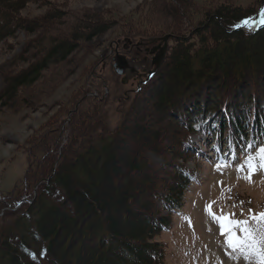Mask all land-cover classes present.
Wrapping results in <instances>:
<instances>
[{
    "label": "rangeland",
    "instance_id": "obj_1",
    "mask_svg": "<svg viewBox=\"0 0 264 264\" xmlns=\"http://www.w3.org/2000/svg\"><path fill=\"white\" fill-rule=\"evenodd\" d=\"M262 1L39 0L28 4L18 15L28 25L21 26L0 43V199L20 187L28 166H39L38 172L46 176L45 167L51 162L50 148L56 147L62 153L71 148V153L68 151L66 160L61 162L71 164L84 145L86 149L99 141L114 140L113 165L117 171L109 169V184H100L107 191L110 188L115 192L129 191L132 200L136 199L140 205L141 198L150 197L145 190L149 179L156 184L168 178V171L160 173L158 165L175 159L174 163L195 171L194 183L188 189L182 210L173 216L171 229L156 238L165 245L164 264H256L255 258L247 261L242 256L230 258L238 254L225 247L217 225L205 214V205L215 202L213 211L219 212L224 207L226 211H234L239 219L244 218L240 216L241 201L244 216L248 215L249 208L253 213L264 212V170L257 169L251 175V183L237 179L234 165L217 171V157L210 152L208 141L200 142L199 138H193L190 143L196 145H190L195 159L178 157L175 139L178 126L158 106L156 96L162 84L174 78L175 53L182 42L183 55L191 59L202 49L214 47L213 27L204 25L209 18L206 12L212 14L226 7L243 16ZM55 10L60 19L50 23ZM92 15L104 20L103 33L82 43L65 62L51 65L35 84L19 89L15 97L5 95V83L40 59L37 47L42 41L57 37L58 30L69 31L77 17ZM249 20L248 26L237 28L248 36L264 25L262 9L257 17ZM33 22L37 26L33 27ZM101 24L102 21H94L91 25L98 28ZM168 35V49L158 75L152 76L148 85L135 94L130 91L131 87L121 84L112 63L102 57L111 44L129 45V40L134 47L141 41ZM227 43L234 52L250 53L254 48L244 40ZM263 53L264 43L258 42L251 54ZM229 78L236 81L234 75ZM245 155L236 158L235 164ZM138 159L152 168L151 171L141 173ZM218 181H223V185ZM233 204L237 205L234 209ZM115 214L111 212L112 216ZM135 214L134 209L132 215ZM16 218V215L0 217V230L9 228ZM185 218H190L191 225Z\"/></svg>",
    "mask_w": 264,
    "mask_h": 264
},
{
    "label": "trees",
    "instance_id": "obj_2",
    "mask_svg": "<svg viewBox=\"0 0 264 264\" xmlns=\"http://www.w3.org/2000/svg\"><path fill=\"white\" fill-rule=\"evenodd\" d=\"M38 1L0 0V43L28 25L18 15ZM261 9L264 0L243 16L226 7L206 12L209 18L204 25L213 27L214 47L202 49L194 59L183 55V42L180 44L174 78L162 84L156 96L158 106L178 126V157L195 159L188 143L192 137L208 141L217 161L230 146L237 158L246 154L243 149L248 141L264 144V53L251 54L258 42L264 43V25L250 36L233 27L257 17ZM56 11L50 23L60 19ZM94 21H102L101 27L91 25ZM103 21L97 15L77 17L69 31L58 30L57 37L42 41L37 47L40 59L5 83V95L15 97L19 89L35 84L51 65L65 62L82 43L103 33ZM243 40L253 44L250 53L234 52L227 43ZM219 43L222 45L217 46ZM231 75L236 81H230ZM99 142L80 148L71 164H61L71 148L63 153L50 148L46 176L38 172L39 166H28L20 187L0 199V217L17 216L9 228L0 230V264H164L165 245L156 238L171 229L173 216L182 210L194 183L195 171L174 163L175 159L158 165L160 173L168 171V178L156 184L149 179L145 190L150 197L141 198L140 205L129 191H107L100 184L108 183L109 169H117L113 165L114 140ZM137 167L141 173L152 169L140 160Z\"/></svg>",
    "mask_w": 264,
    "mask_h": 264
},
{
    "label": "snow or ice",
    "instance_id": "obj_3",
    "mask_svg": "<svg viewBox=\"0 0 264 264\" xmlns=\"http://www.w3.org/2000/svg\"><path fill=\"white\" fill-rule=\"evenodd\" d=\"M261 22L264 23V20ZM249 24V19H243L233 27L239 28ZM254 148L255 152H253ZM243 151L246 153L244 159L239 164H235L236 154L234 148L230 146L229 151L219 158L216 170L222 172L224 167L234 165L238 174L237 179H244L251 183V175L257 169L264 170V144L257 146L256 141H248ZM218 183L223 185V181ZM230 191L231 189H228V192ZM228 198L231 199V197ZM213 203L215 202L205 205V214L217 225L219 234L224 237L225 247L238 254L237 257H231L230 253L226 252V255H230V258L242 256L246 261L255 258L256 264H264V212L253 213V210L249 208L248 215L244 216L242 208L244 202L241 201L240 216L244 218L239 219L234 211H226L224 207H221L219 212L213 211ZM231 207L234 209L237 205L233 204ZM185 219H188L191 225L190 218Z\"/></svg>",
    "mask_w": 264,
    "mask_h": 264
},
{
    "label": "water",
    "instance_id": "obj_4",
    "mask_svg": "<svg viewBox=\"0 0 264 264\" xmlns=\"http://www.w3.org/2000/svg\"><path fill=\"white\" fill-rule=\"evenodd\" d=\"M168 36H163L158 39H151L148 42V45H153L155 43H159L158 46L153 47L151 50H149L150 55H152V58L149 62L144 63H137L132 60L126 59L123 55L116 54L112 58V68L113 72L116 76L121 77V84L126 85L129 80L134 78L138 71H143L146 69L143 73H148L147 79L149 80L152 76L156 75L160 65L162 64L163 60L166 57V52L168 49L167 41ZM129 40H127V43ZM103 57V55H102ZM146 80V81H148ZM146 81L143 82V84H146Z\"/></svg>",
    "mask_w": 264,
    "mask_h": 264
},
{
    "label": "flooded vegetation",
    "instance_id": "obj_5",
    "mask_svg": "<svg viewBox=\"0 0 264 264\" xmlns=\"http://www.w3.org/2000/svg\"><path fill=\"white\" fill-rule=\"evenodd\" d=\"M129 45H121L120 43L111 44L103 54L104 61L109 60L112 63V58L116 55H123L128 60L136 61L137 63H147L151 60L152 55H150L149 50H151L153 47L158 46L159 43H155L153 45H148V42L141 41L139 44H136V46L133 47L131 42H128ZM135 50V51H134ZM146 69L143 71L139 70L137 75L129 80L125 86L131 87V92L133 94L137 92H140V90L143 89L144 86L148 85V82L146 80L148 77V73H143ZM146 81V84H143V82Z\"/></svg>",
    "mask_w": 264,
    "mask_h": 264
},
{
    "label": "bare ground",
    "instance_id": "obj_6",
    "mask_svg": "<svg viewBox=\"0 0 264 264\" xmlns=\"http://www.w3.org/2000/svg\"><path fill=\"white\" fill-rule=\"evenodd\" d=\"M155 77V76H154ZM154 79V78H153ZM155 80V79H154ZM171 115V114H170ZM160 125H161V123H160ZM162 127V126H161ZM69 161V160H68ZM66 164V163H65ZM95 200V199H94ZM24 231V230H23ZM45 237V236H44ZM14 246V245H13Z\"/></svg>",
    "mask_w": 264,
    "mask_h": 264
}]
</instances>
